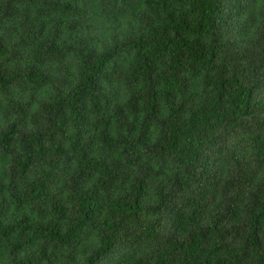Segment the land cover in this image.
I'll return each instance as SVG.
<instances>
[{"label":"trees","instance_id":"obj_1","mask_svg":"<svg viewBox=\"0 0 264 264\" xmlns=\"http://www.w3.org/2000/svg\"><path fill=\"white\" fill-rule=\"evenodd\" d=\"M0 264H264V0H0Z\"/></svg>","mask_w":264,"mask_h":264}]
</instances>
